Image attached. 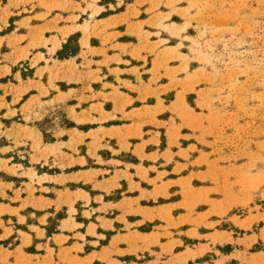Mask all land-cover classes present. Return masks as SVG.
I'll list each match as a JSON object with an SVG mask.
<instances>
[{"label": "rangeland", "instance_id": "374dc122", "mask_svg": "<svg viewBox=\"0 0 264 264\" xmlns=\"http://www.w3.org/2000/svg\"><path fill=\"white\" fill-rule=\"evenodd\" d=\"M0 264H264V0H0Z\"/></svg>", "mask_w": 264, "mask_h": 264}]
</instances>
